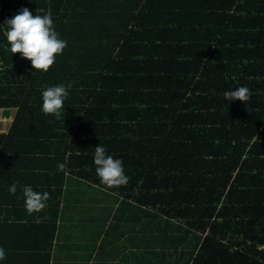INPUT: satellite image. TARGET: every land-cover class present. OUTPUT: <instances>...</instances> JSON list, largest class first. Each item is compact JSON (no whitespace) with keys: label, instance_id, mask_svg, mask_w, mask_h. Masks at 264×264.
<instances>
[{"label":"trees","instance_id":"obj_1","mask_svg":"<svg viewBox=\"0 0 264 264\" xmlns=\"http://www.w3.org/2000/svg\"><path fill=\"white\" fill-rule=\"evenodd\" d=\"M141 2L0 0V107L15 108L9 131L0 133V189L7 191L0 196V264H64L53 240L58 204L75 180L115 192L119 210L142 221L141 253L119 264H264V46L251 49L255 61L242 62L247 48L231 42V13L189 88L98 89ZM24 7L50 13L67 42L46 72L13 55L4 35L3 23ZM57 84L69 93L59 119L42 110L43 90ZM240 86L251 92L246 104L225 99ZM91 110L101 115L94 125L104 127L92 135L82 132ZM99 144L123 161L127 184H101L93 160ZM29 158L45 163L41 179L21 168L8 177ZM25 185L50 194L42 211L27 212ZM118 221L124 216L116 212L109 223Z\"/></svg>","mask_w":264,"mask_h":264},{"label":"crops","instance_id":"obj_2","mask_svg":"<svg viewBox=\"0 0 264 264\" xmlns=\"http://www.w3.org/2000/svg\"><path fill=\"white\" fill-rule=\"evenodd\" d=\"M237 1L142 0L120 42L122 49L117 47L109 59L97 88L144 89L168 85L189 88L231 13L229 30L234 38L231 42L236 43V47L247 48L242 62L255 61L253 48L255 45L264 46V0H241L234 11ZM129 32V40H125ZM224 52L220 51L221 54ZM84 107L87 108L88 104ZM14 113V107H0V133L7 134ZM86 113L85 124L87 119L90 120L83 133L92 135L97 128H104L101 121L99 127L94 125L101 117L99 113L97 115L92 110ZM10 163L9 171L13 167ZM38 164L39 161L30 158L22 160L14 165L15 169L8 177L14 179V171L21 168L37 181L41 179L45 163ZM32 168L40 169L38 173H41H34ZM69 188L58 204L53 240L57 263L65 260L62 263L91 264L100 258L99 264L105 261L119 264L123 258L125 262H130L132 254L133 259L138 257L144 247V236L137 212L130 217L128 210L120 211L117 194L96 184L75 180ZM6 192L0 189V196L4 197ZM116 212L124 216V221H118L113 226L109 222Z\"/></svg>","mask_w":264,"mask_h":264},{"label":"clouds","instance_id":"obj_3","mask_svg":"<svg viewBox=\"0 0 264 264\" xmlns=\"http://www.w3.org/2000/svg\"><path fill=\"white\" fill-rule=\"evenodd\" d=\"M3 24L6 26L4 35L10 45L11 53L13 55L19 53L22 58L30 60L35 70L48 71L54 65L56 56L62 54L67 46V42L61 39L55 30L50 13L34 15L27 7H24ZM68 94V89L63 84L46 87L42 92L44 114L54 115L59 119ZM224 97L231 102L239 100L246 104L251 97V92L246 86H240L234 90L225 91ZM93 160L101 184L108 187L127 184L129 178L124 172L123 161L109 155L104 146L99 144L95 147ZM65 167L64 163L58 165L60 171H64ZM9 191L12 194L16 193V182L9 187ZM22 192L29 214L42 211L50 196L47 191L42 193L35 191L30 185H25ZM35 219L37 223L41 222L39 216ZM4 259H6V252L3 247H0V260Z\"/></svg>","mask_w":264,"mask_h":264}]
</instances>
